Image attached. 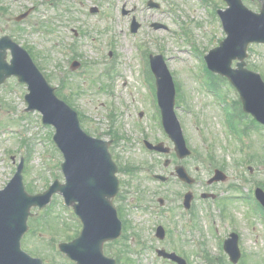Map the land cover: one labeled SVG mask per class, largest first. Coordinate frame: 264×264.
<instances>
[{
    "label": "rangeland",
    "instance_id": "obj_1",
    "mask_svg": "<svg viewBox=\"0 0 264 264\" xmlns=\"http://www.w3.org/2000/svg\"><path fill=\"white\" fill-rule=\"evenodd\" d=\"M156 1L167 13L148 8L147 0H63L60 8L53 4L55 0H0V36L8 33L32 52L59 89V96L78 111L83 128L112 140L115 159L134 171L119 174L123 191L119 203L127 231L119 244L105 245L107 255L117 258L123 249L129 264H166L155 259L154 248L161 243L189 255L193 264H264V216L254 201L255 188L264 189V126L247 120L253 125H241L246 132L239 139L228 124L223 104L236 100L237 91L228 84L218 89L217 97L202 84L205 50L226 35L217 10L227 4L224 0H210L211 7L203 0ZM244 2L259 10L260 3ZM33 6L37 10L27 23L16 22L19 13ZM95 7L99 12H91ZM125 8L130 12L127 15ZM132 17L142 24L136 33L130 30ZM153 22L170 29H155ZM183 25L192 34L185 40ZM144 48L164 54L179 84L176 112L193 151L190 158L176 156L152 85L147 80V90L144 83ZM248 52V67L264 76V44H251ZM73 59L84 62L80 71L71 70ZM26 92V85L15 78L0 87V188L13 177L23 158L25 185L30 193H37L55 179L64 181V158L52 140L54 127L44 125L39 112L25 110ZM144 140L163 142L171 151L153 153ZM148 164L154 166L151 171L143 169ZM177 164L197 178L195 185L172 175ZM215 168L224 170L227 178L208 183ZM153 173L171 180L161 183ZM189 188L198 195L203 191L217 197L197 201V226L184 231L181 225L188 218L181 204ZM63 199L56 194L47 208H33L23 238L24 250L44 256L47 264H73L56 250L59 242L73 239L81 230ZM160 222L170 229L165 242H158L154 235L153 228ZM133 228L140 232L133 236ZM232 230L239 234L243 252L237 263L230 261L220 244Z\"/></svg>",
    "mask_w": 264,
    "mask_h": 264
},
{
    "label": "water",
    "instance_id": "obj_2",
    "mask_svg": "<svg viewBox=\"0 0 264 264\" xmlns=\"http://www.w3.org/2000/svg\"><path fill=\"white\" fill-rule=\"evenodd\" d=\"M227 1L230 7L220 13L228 37L220 47L211 50L206 59L212 70L227 76L238 88L244 110L264 123V81L260 74L245 68L244 61L250 42H264V7L260 13H255L242 0ZM138 27L139 24L134 21L133 30ZM8 48L13 51L11 64L6 61ZM234 59L241 60L237 69L232 68ZM152 67L158 77L159 102L166 130L175 142L178 156L183 158L191 151L174 111L172 76L162 55L152 57ZM12 74L29 85L30 92L26 96L28 110H40L45 123L56 126L55 140L65 156L62 167L67 181L65 184L56 181L46 192L31 195L24 186L23 163L20 164L15 177L5 189L0 190V264H43L41 259L33 258L22 250L21 239L28 229L31 208L45 207L56 192L63 193L84 223L78 238L61 245L63 251L79 264H116L103 252V243L117 238L121 232V221L111 201L118 192L119 180L116 176L117 165L108 149L109 142L86 134L81 128L78 113L57 97L55 89L39 71L29 53L4 36L0 40V83ZM148 145L164 152L170 150L163 143ZM177 171L180 177L192 181L183 167H178ZM217 174L211 181L225 179L222 171L217 170ZM257 195L264 204V191L258 189ZM189 199L191 195H188ZM225 247L236 262L240 256L238 236L232 234ZM168 256L173 257L174 254Z\"/></svg>",
    "mask_w": 264,
    "mask_h": 264
},
{
    "label": "flooded vegetation",
    "instance_id": "obj_3",
    "mask_svg": "<svg viewBox=\"0 0 264 264\" xmlns=\"http://www.w3.org/2000/svg\"><path fill=\"white\" fill-rule=\"evenodd\" d=\"M62 2H63V0H55V2L53 3L54 5H55V7L56 8H60V5H62ZM36 10L37 9H35V11H33V13L32 14H34L35 12H36ZM31 16V15H30ZM27 20V19H26ZM25 21V20H24ZM24 21H22V22H24ZM20 23V24H23V23ZM197 200L198 199H196V201H194L193 202V204H192V210L195 208V203H197ZM118 203V202H117ZM160 209V208H159ZM132 232H133V234L134 235H136L137 233H139L140 232V229H133V230H131ZM169 232H170V229H169ZM169 232H167V233H169ZM169 235V234H168ZM167 238L168 237H166L163 241L165 242L166 240H167ZM164 246V245H163ZM165 248H167L166 246H164ZM169 251H174V252H177L178 254H180L181 256H183V257H185L186 259H187V263L188 264H191V259H190V257L187 255V254H185V253H181V252H179L176 248H170L169 249ZM162 260V259H161ZM163 262H165V263H170V264H176V262L175 261H172V260H170V259H163Z\"/></svg>",
    "mask_w": 264,
    "mask_h": 264
},
{
    "label": "trees",
    "instance_id": "obj_4",
    "mask_svg": "<svg viewBox=\"0 0 264 264\" xmlns=\"http://www.w3.org/2000/svg\"><path fill=\"white\" fill-rule=\"evenodd\" d=\"M223 78H222V82H223ZM238 106H239V103H238ZM237 109L239 110L240 108L239 107H237ZM240 111V113L243 115V113H242V111H241V109L239 110Z\"/></svg>",
    "mask_w": 264,
    "mask_h": 264
}]
</instances>
